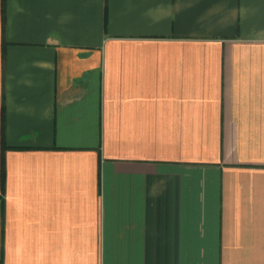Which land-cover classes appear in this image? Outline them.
Returning <instances> with one entry per match:
<instances>
[{
    "label": "crops",
    "instance_id": "obj_1",
    "mask_svg": "<svg viewBox=\"0 0 264 264\" xmlns=\"http://www.w3.org/2000/svg\"><path fill=\"white\" fill-rule=\"evenodd\" d=\"M0 264H264V0H0Z\"/></svg>",
    "mask_w": 264,
    "mask_h": 264
}]
</instances>
